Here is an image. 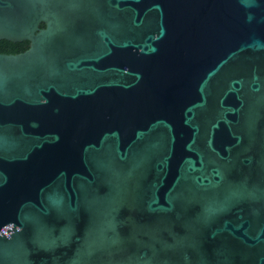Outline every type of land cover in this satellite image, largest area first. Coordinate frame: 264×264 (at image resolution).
Wrapping results in <instances>:
<instances>
[{"label": "water", "instance_id": "1", "mask_svg": "<svg viewBox=\"0 0 264 264\" xmlns=\"http://www.w3.org/2000/svg\"><path fill=\"white\" fill-rule=\"evenodd\" d=\"M0 39V264H264V0H0Z\"/></svg>", "mask_w": 264, "mask_h": 264}, {"label": "trees", "instance_id": "2", "mask_svg": "<svg viewBox=\"0 0 264 264\" xmlns=\"http://www.w3.org/2000/svg\"><path fill=\"white\" fill-rule=\"evenodd\" d=\"M28 45V40L14 42L8 39H0V52L17 53L26 49Z\"/></svg>", "mask_w": 264, "mask_h": 264}]
</instances>
